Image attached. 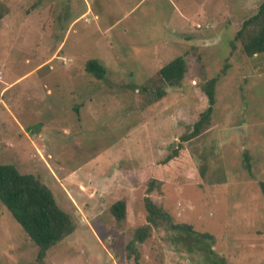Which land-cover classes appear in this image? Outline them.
<instances>
[{
    "label": "rangeland",
    "instance_id": "rangeland-1",
    "mask_svg": "<svg viewBox=\"0 0 264 264\" xmlns=\"http://www.w3.org/2000/svg\"><path fill=\"white\" fill-rule=\"evenodd\" d=\"M262 1L0 0V164L40 177L76 225L40 263L0 200V264H264V52L232 45ZM178 56L184 79L162 84ZM213 77L212 123L183 142ZM180 142L186 155L161 166ZM155 176L149 195L195 232L154 226L137 259L127 246Z\"/></svg>",
    "mask_w": 264,
    "mask_h": 264
},
{
    "label": "trees",
    "instance_id": "trees-1",
    "mask_svg": "<svg viewBox=\"0 0 264 264\" xmlns=\"http://www.w3.org/2000/svg\"><path fill=\"white\" fill-rule=\"evenodd\" d=\"M236 41H240L243 52L248 56L264 52V0L259 4L257 11L244 20L232 41L233 46H236ZM86 68L101 79L105 78L107 73L106 66L98 59H90ZM186 72L187 62L183 56H178L160 68L158 78L162 84L175 86L182 82ZM218 80L219 77H213L204 82L203 89L208 96L209 105L193 124L192 129L182 135L181 141L198 138L209 129L217 101ZM162 84L158 86L157 97H162L166 92L163 87L165 84L163 86ZM183 142L177 144L159 164L164 166L182 155L185 156L186 149ZM246 160L247 168L251 170L252 164L248 154ZM159 177H151L148 181L147 195L144 198L147 223L135 230L127 246L130 253L136 254L137 259L140 257L138 242H144L151 235L154 226L167 225L172 230L195 232L191 224L175 222L171 213L149 195L154 189L160 190L162 180ZM261 185L264 192L263 181ZM0 200L10 209L31 239L37 243L39 248L37 257L40 263L45 260L53 246L73 233L76 228L72 216L59 206L49 186L35 174L22 173L14 164H0ZM111 210L118 220H124L127 215L126 200H117L112 204Z\"/></svg>",
    "mask_w": 264,
    "mask_h": 264
}]
</instances>
